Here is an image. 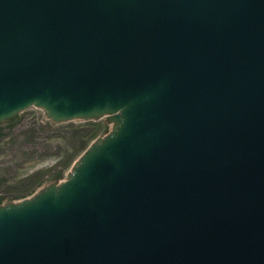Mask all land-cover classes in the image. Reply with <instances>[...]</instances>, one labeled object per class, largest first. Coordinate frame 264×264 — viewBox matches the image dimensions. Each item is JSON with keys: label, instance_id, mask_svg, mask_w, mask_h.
<instances>
[{"label": "water", "instance_id": "1", "mask_svg": "<svg viewBox=\"0 0 264 264\" xmlns=\"http://www.w3.org/2000/svg\"><path fill=\"white\" fill-rule=\"evenodd\" d=\"M30 107L113 127L0 206V264H264V0H0Z\"/></svg>", "mask_w": 264, "mask_h": 264}, {"label": "rangeland", "instance_id": "2", "mask_svg": "<svg viewBox=\"0 0 264 264\" xmlns=\"http://www.w3.org/2000/svg\"><path fill=\"white\" fill-rule=\"evenodd\" d=\"M112 127L105 116L54 122L34 107L0 121V206L20 202L63 181L87 147ZM92 133L94 137L81 149Z\"/></svg>", "mask_w": 264, "mask_h": 264}, {"label": "trees", "instance_id": "3", "mask_svg": "<svg viewBox=\"0 0 264 264\" xmlns=\"http://www.w3.org/2000/svg\"><path fill=\"white\" fill-rule=\"evenodd\" d=\"M91 129H94V128H91ZM94 135H95V133H92V134H90V135H88L86 138H87V140H83V142L81 143V145H82V148L81 149H85L86 147H87V143H88V141L90 140V139H92L93 137H94ZM78 149V148H77ZM41 184V182L40 183H38L37 185H35V186H38V185H40ZM33 190H29L28 192H32Z\"/></svg>", "mask_w": 264, "mask_h": 264}]
</instances>
